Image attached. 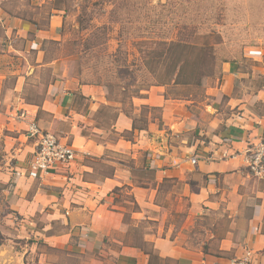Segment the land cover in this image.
Returning <instances> with one entry per match:
<instances>
[{
	"label": "crops",
	"instance_id": "1",
	"mask_svg": "<svg viewBox=\"0 0 264 264\" xmlns=\"http://www.w3.org/2000/svg\"><path fill=\"white\" fill-rule=\"evenodd\" d=\"M0 23L8 38L0 57L36 52L33 67L0 59V197L6 202L0 229L7 241L0 244V264H59L36 253L38 243H23L36 236L76 264H230L246 252L251 264H264V179L243 162L247 144L264 141V86L232 96L239 75L226 64L221 84L207 91L213 106L200 116L190 112V101L151 87L132 98L133 116L145 107L159 110L160 118L147 117L145 130L129 141L123 135L132 119L123 110L100 126L102 109L111 106L101 87L58 80L39 96L36 88L27 90V76L52 64L41 46L58 36L61 17L40 29L0 9ZM245 56L261 59L263 51ZM80 98L89 105L77 106ZM21 111L25 120L16 117ZM27 120L71 146L76 160L30 177L35 140L27 136ZM167 184L180 188L170 192ZM123 192L131 202L120 199ZM133 201L138 209L129 210ZM174 212H184L185 221H167Z\"/></svg>",
	"mask_w": 264,
	"mask_h": 264
},
{
	"label": "rangeland",
	"instance_id": "2",
	"mask_svg": "<svg viewBox=\"0 0 264 264\" xmlns=\"http://www.w3.org/2000/svg\"><path fill=\"white\" fill-rule=\"evenodd\" d=\"M0 9L40 29H47L51 17L62 18L58 36L41 46L44 61L52 64L36 70L35 75L27 76V71L24 72L29 80L27 90L36 88L39 96L50 83L58 80L94 87L112 86L113 94L107 98L111 106L102 109L105 115L99 119L103 127L110 125L118 110L129 112L137 122L147 117L160 118L159 110L147 108H142L140 116H133L130 97L138 95V90L148 83L149 67L158 68L163 63L162 58L151 59L148 53L163 51L165 42H186L199 47L207 43L211 48V57L207 60L210 68L200 87L172 83L164 87L167 98L190 101L188 109L196 116L203 115L213 106L212 96L207 95V91L211 93L210 88L221 84L222 69L226 64L236 66L235 73L239 75L232 96L250 94L264 86V0H0ZM7 41L0 23V55L4 56L7 51L3 49ZM249 49L262 50L263 57L248 58L245 54ZM35 53L26 52V60L14 52L0 59H12L16 67L27 61L28 66L33 67ZM7 83L10 86L11 82ZM102 92L105 97L103 89ZM224 100L219 98L220 105ZM88 105L83 98L77 104L80 108ZM166 186L170 192H178L180 188L171 184ZM120 197L131 202L124 192ZM167 203L170 206L171 201ZM5 205L0 197V212H5ZM181 205L185 206V202ZM127 207L133 210L131 204ZM185 218L184 212H174L166 220L179 225ZM125 220L128 221V215ZM199 224L201 222L197 220L195 225ZM6 229L8 234L14 233L12 228ZM194 230L197 232L198 227ZM22 234L27 237L25 231ZM2 235L0 229V243L4 245L7 241ZM38 239L39 236L36 240L31 237L23 243L28 242L30 246L32 242L38 243L36 253H48L59 264H65V261L76 264L75 260H65L62 251L47 249Z\"/></svg>",
	"mask_w": 264,
	"mask_h": 264
},
{
	"label": "trees",
	"instance_id": "3",
	"mask_svg": "<svg viewBox=\"0 0 264 264\" xmlns=\"http://www.w3.org/2000/svg\"><path fill=\"white\" fill-rule=\"evenodd\" d=\"M204 44L206 46L199 47L190 43L186 44V42H165L163 44V51H160L158 53H148V57H150L151 59L162 58L163 63L158 68L149 67L147 79L148 83L138 90V95H135L133 97H141L142 94H140V92L148 91L151 87H165L170 83H172L173 85L185 86L195 84V86L200 87L202 78L210 68V63H208L207 60L211 57V48L209 49L207 47V43ZM174 51H176V54H174ZM191 52L193 53V56H191ZM101 87L105 93L106 99L113 94L114 89L112 88V86L101 85ZM133 97H130L131 109L133 108ZM124 114L132 119V129L130 132L124 133V135H128L129 137H125L123 135V138L132 141L135 131L145 130L147 119H140L137 122L134 117H131L129 112L125 111ZM114 192H118V189H115ZM133 204V209H138V206L134 201Z\"/></svg>",
	"mask_w": 264,
	"mask_h": 264
},
{
	"label": "built area",
	"instance_id": "4",
	"mask_svg": "<svg viewBox=\"0 0 264 264\" xmlns=\"http://www.w3.org/2000/svg\"><path fill=\"white\" fill-rule=\"evenodd\" d=\"M16 117L26 119V113L21 111ZM26 133L35 140V150L28 162L30 177L38 178L47 175L58 168H64L76 160V152L66 143H62L54 134L42 131L34 120L26 121ZM243 162L250 175L264 179V141L247 144L243 153ZM230 264H251V254L246 252Z\"/></svg>",
	"mask_w": 264,
	"mask_h": 264
}]
</instances>
